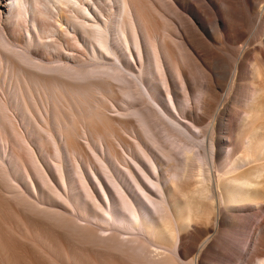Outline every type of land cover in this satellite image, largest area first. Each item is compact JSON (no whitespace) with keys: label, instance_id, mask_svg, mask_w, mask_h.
<instances>
[{"label":"bare ground","instance_id":"6f19581e","mask_svg":"<svg viewBox=\"0 0 264 264\" xmlns=\"http://www.w3.org/2000/svg\"><path fill=\"white\" fill-rule=\"evenodd\" d=\"M34 2L53 20L47 47L70 53L54 66L15 49L0 0V62L43 122L23 132L0 93V264H264V0ZM101 67L123 84L91 79Z\"/></svg>","mask_w":264,"mask_h":264},{"label":"rangeland","instance_id":"374dc122","mask_svg":"<svg viewBox=\"0 0 264 264\" xmlns=\"http://www.w3.org/2000/svg\"><path fill=\"white\" fill-rule=\"evenodd\" d=\"M28 1L30 2L29 4L26 3V0H12L13 11L9 15V17H10L13 24H11L10 27L13 28V26H17L21 30V32L23 33L24 38H25V42L20 43V44H16L15 49L20 50L22 52H25L26 48H29V47L31 49H37L41 53V56L37 57V58H39V60H43V62L50 63L54 66L62 65L63 63H62V61H60V59L57 57V55L60 52H63L65 55H67V53H70V52L67 50H64L63 48H62L63 50L61 48H59L57 50V48H55V46H53V48L52 47L49 48V46L47 47L48 43L52 44L54 37L50 36L51 34L49 32H48V34H46L45 29H47L48 24L52 23L53 20L50 18L44 17V16H42V17L39 16V12H37V8H35L34 0H28ZM109 4L114 5L113 3H109ZM41 6L42 5H40V7ZM26 7H27V9H29V18H23V16H21V12H24ZM41 8H44V6H42ZM115 8H110V9L108 8V10H111L110 13H112L113 17H116V23H115L117 26L116 31L119 32V35H118L117 32L115 31L116 35L119 38L123 39V36L120 32V30H121L120 24L122 22L123 14L121 12H119L120 10L117 6H115ZM34 12H36L38 15L37 18L39 19V21H37V22H34V19H33ZM41 18H42V21H41ZM43 22L45 24H47V26H45V24H43ZM35 26H37V30H35ZM29 34H31V36H29ZM120 34H121V36H120ZM85 43L81 42L80 44L77 45L78 46L77 48L81 52L79 54L80 57L83 58V60L87 64V66L90 69H92V66H90V65H92L91 63L96 62V61L93 58V54H92L93 52H92L91 46L89 45V43L84 45ZM122 46L125 48V45L123 42H122ZM65 47H67V46H65ZM68 50H70V48H68ZM132 50H133V54H135L136 49L133 47ZM56 52H59V53H56ZM128 52H129V54H128ZM126 54H127L126 58L129 60V62H134L133 58H136V59L138 58L137 55H134V57H133L132 52H130L128 48L126 49ZM46 55L51 57L50 61H44V57ZM108 56H110L109 58H111L108 61L110 66L113 64L115 66H120L119 62L117 60H115L113 55H108ZM5 60L3 61V62H5V64H3V62H0V93H1V96L6 98V100L10 103V105H11L10 112L18 124V128H20L25 133L29 132L31 137L37 139L39 137V136H37V130H39V126H37V124L35 123L33 116H35V118H37V122H39V124H43V122H41V120H39V111L34 110V114H33V116H31V114H29L27 109L23 108V106H25V104H23V102H21V100H19V90H21V88L19 85L20 83L18 80V76L13 71L11 62L8 60H6V61ZM39 60L37 59L35 61L40 62ZM123 74H125L128 78H130L134 82L136 81L135 83L138 84V82H139L138 79L135 76H133L129 71L124 70ZM92 78L93 79H105V80H108V81L112 82L113 84L119 85V86H121L123 84L122 82H120V80L115 79V77H113V76H110V71L107 69V67L99 68L96 73L91 75V79ZM41 96H43V94H41ZM196 99L198 100V98H196ZM51 100H53V97L50 94H47V95L43 96V98H41V102H39V106H40L41 110L43 111L44 116H46L47 114H45V110H43V108H45V106H47V104H51ZM112 100H113V98H112ZM197 100H194V102H196ZM113 102L115 104H117V102H115V100H113ZM52 108H53V104H51V110H52ZM51 110H49V112H51ZM107 110H109V112H111V114H113V115H119L115 112V110H113V108L107 109ZM159 114L162 116L161 113H159ZM162 117L165 118V120H167V122H169L165 116H162ZM2 121H3V118H1V112H0V123ZM26 126H27V128H26ZM39 132H41V134H43V132L41 130H39ZM84 140H85L84 138L81 139V141H84ZM91 141H92L91 143L93 146L97 145L98 150L101 149L99 147V144H97V141H95L93 137H91ZM4 143H5V148H7V146H9L8 155H12V154L14 155L16 153L14 144L12 142H10V143H6V142L2 143L1 142L2 146L4 145ZM36 145L38 147L41 145L39 148L40 149L43 148V149H41L42 152L47 156L49 162L53 163L51 155L47 154V152H49V150H50L51 144H48L46 142L45 146H43V144H41V140H40V143H36ZM116 145H118V144L116 143ZM119 149L124 153L122 147ZM66 151H67L66 157H67L69 166L72 167V169H73L75 166V160H73L72 154L67 149H66ZM100 151H102V150H100ZM106 151L109 155V151L107 149H106ZM89 156H90V158L88 157V160H90L89 162L94 167H98L99 164L97 162H95V159L92 158L93 154H91ZM81 159L84 162V164L88 166L87 159L86 158H81ZM237 244L239 245V247H242V244H240L239 242H237Z\"/></svg>","mask_w":264,"mask_h":264}]
</instances>
